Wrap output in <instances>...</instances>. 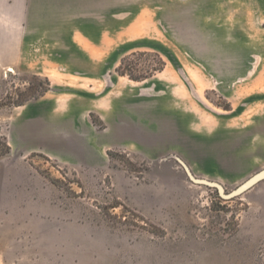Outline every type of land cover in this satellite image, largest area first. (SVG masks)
Here are the masks:
<instances>
[{"label":"rangeland","instance_id":"374dc122","mask_svg":"<svg viewBox=\"0 0 264 264\" xmlns=\"http://www.w3.org/2000/svg\"><path fill=\"white\" fill-rule=\"evenodd\" d=\"M131 1L148 3L163 27L155 33L141 22L134 36L103 49L94 39L100 44L105 26L92 28L93 42L80 38L77 51L85 66L93 53L100 58L94 74L67 68L71 61L49 77L1 73L0 152H9L0 156V264H264V179L222 196L264 169V138L251 141L252 166L239 158L244 135L233 137L264 116V0H78L79 17L108 6L115 20L105 28L114 32V12ZM247 50L250 60L240 61ZM123 58L133 77L165 65L130 88L135 81L116 73ZM123 88L132 91L123 111L136 128L122 147L104 151L98 146L112 125L98 113L103 97ZM48 91L62 117L78 101L92 144L67 127L71 148L57 157L15 144L18 108Z\"/></svg>","mask_w":264,"mask_h":264},{"label":"crops","instance_id":"0c3cea01","mask_svg":"<svg viewBox=\"0 0 264 264\" xmlns=\"http://www.w3.org/2000/svg\"><path fill=\"white\" fill-rule=\"evenodd\" d=\"M77 2L78 0H0V76L5 69L10 72L13 69H23L35 75L49 77L48 74L55 72L56 67L62 61L73 62L72 67L67 66L73 71H81L83 74L90 73L89 75L94 74L93 63L100 58H95L94 53L90 56L87 54L91 63L85 66L83 61L86 62L84 59L86 57L81 55V58L78 57L77 42L80 38H85L89 43L93 42L94 38L91 37L92 28L94 29V27L100 25L108 27L110 23L114 22L115 16L111 20L108 6H105V9L102 6L99 15L92 17L80 15L79 17ZM147 5L149 4L143 1H131L128 4V10L114 12L115 15H118L117 18L120 20L121 25L115 26L114 32H107L108 28L105 27L100 29V44L97 40L99 37L94 39L96 46H101L98 49L115 45L117 42L114 40H118V43H120L122 39L134 36L137 33L135 29L137 30L138 25L141 26V22H144L146 27L151 30L154 27L155 33L162 28L163 26L159 25L157 20V13L152 9H148ZM130 14L136 16L130 18ZM124 24L135 25L132 28H125ZM83 44L85 46L89 45L88 43L85 44L84 41ZM260 46L261 55L259 57L264 63V44ZM96 53L98 52L96 51ZM250 53L251 51L247 50V58L245 60L240 58V61L250 60L248 58L251 55ZM141 83L133 82L130 88H135L137 84ZM261 84V91L264 93V64L261 69ZM131 92V90L123 88L112 95L111 101L110 97L109 99L103 97L104 103H102V109L98 113L99 119L106 125L110 123L112 129L108 127L103 132L104 145L98 146V148H104L105 151L104 146H107L106 148L110 145L122 147L125 144L126 133L129 130L134 132L132 130L136 127L127 122V117L123 111L125 104H127L126 94ZM75 102L70 103L69 111L66 110V115L63 117L60 114L59 102L50 95V91L46 92L37 101L19 107L16 116L17 123L14 125V130L16 129L19 138H14L15 144L21 145L25 149L30 147L42 148L43 146L47 155L57 157V151H60L63 145L70 143L69 137H63L62 135L63 127H67L71 135L82 138L87 146L89 143L92 144L91 139H89L93 136L92 131L89 130L91 126L88 120L89 115L88 118L83 115L82 109H79L78 101ZM233 110L232 108L226 112L232 113ZM232 118L230 117L228 120H232ZM223 121L226 122V118H223ZM249 122L244 132H235L233 137L238 134L244 135L239 140L245 145V155H240L239 158L244 159L245 164L249 163L253 166L254 149L256 148L252 146L251 141L256 136L264 138V116L258 119L256 123ZM79 129L82 130L81 133L78 132ZM139 131L137 130V133ZM213 143L215 148H222L218 139ZM258 143L260 145H258L257 150L264 151V141ZM70 146V144L67 146L68 149L71 148ZM205 149L210 151L206 147ZM258 155L260 156V154Z\"/></svg>","mask_w":264,"mask_h":264},{"label":"trees","instance_id":"16d2710c","mask_svg":"<svg viewBox=\"0 0 264 264\" xmlns=\"http://www.w3.org/2000/svg\"><path fill=\"white\" fill-rule=\"evenodd\" d=\"M124 63H125V59L123 58L121 60V62H120V65L116 69V73L119 76H127L129 78V80L135 81V82H140V81H144L146 79L151 78L155 73L161 72L163 70V68H164V65H165L163 61L159 60L158 61V64H159L158 68L151 70L146 75H141V76H138V77H133L132 75H130V74L127 73V70L125 72L123 71V65H124ZM91 119H92L93 124L96 125L97 122L93 118L92 115H91ZM3 147H4V150L0 152V156H3V155H5V154H7L9 152V148L7 147V145H5ZM108 156L111 157V153H108ZM52 182L55 183L56 181H52Z\"/></svg>","mask_w":264,"mask_h":264},{"label":"water","instance_id":"95a60500","mask_svg":"<svg viewBox=\"0 0 264 264\" xmlns=\"http://www.w3.org/2000/svg\"><path fill=\"white\" fill-rule=\"evenodd\" d=\"M264 179V169L262 171H260L259 173H257L256 175H254L253 177H251L249 180H247L245 183H243L240 187H238L236 190H234L233 192H231L228 195H222L225 198H231L235 195H238L244 191H246L247 189H249L251 186H253L254 184H256L258 181ZM201 183L207 184V185H214L215 187H217L221 193V188L215 184V183H209L206 182L204 180L200 181Z\"/></svg>","mask_w":264,"mask_h":264},{"label":"bare ground","instance_id":"6f19581e","mask_svg":"<svg viewBox=\"0 0 264 264\" xmlns=\"http://www.w3.org/2000/svg\"><path fill=\"white\" fill-rule=\"evenodd\" d=\"M7 71H8V69H7ZM8 72H10V71H8Z\"/></svg>","mask_w":264,"mask_h":264}]
</instances>
